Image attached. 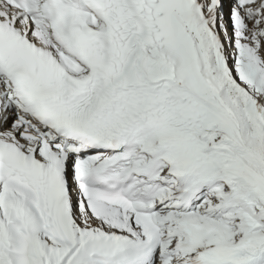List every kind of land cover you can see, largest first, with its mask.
<instances>
[{"label": "snow or ice", "instance_id": "snow-or-ice-1", "mask_svg": "<svg viewBox=\"0 0 264 264\" xmlns=\"http://www.w3.org/2000/svg\"><path fill=\"white\" fill-rule=\"evenodd\" d=\"M0 264H264V0H0Z\"/></svg>", "mask_w": 264, "mask_h": 264}]
</instances>
